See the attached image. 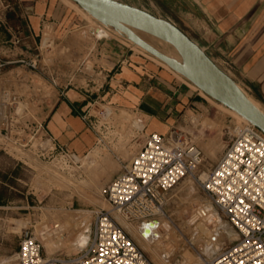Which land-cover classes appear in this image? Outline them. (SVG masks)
<instances>
[{"label":"rangeland","instance_id":"rangeland-1","mask_svg":"<svg viewBox=\"0 0 264 264\" xmlns=\"http://www.w3.org/2000/svg\"><path fill=\"white\" fill-rule=\"evenodd\" d=\"M57 2L84 22L80 29L66 37L56 29L48 27L44 30L35 52L40 68L53 77L59 74V79L76 69L83 77L88 74H83L84 71L94 69L97 73L104 62L100 54L90 61L89 51L96 45L92 39L89 43L90 32L97 38V43L107 36H120L86 17L72 1ZM143 10L162 19L169 17L153 6H144ZM84 23L89 26L83 27ZM140 36L158 51L166 50L160 40L143 33ZM121 38L134 50L153 58ZM102 78V75L97 76L99 83L104 81ZM78 82L85 84L83 80ZM207 101L209 106L204 111H182L170 126L187 135L201 149L203 160L195 177L183 178L166 197L163 211L155 220L156 227L148 230L146 239L150 245L138 234L139 224L127 222L117 213L111 214L150 264H202L203 259L215 257L237 239L231 240L235 231L209 200L200 180L223 154L229 138L235 134V126L243 122L228 114L210 97ZM259 107L264 111V105ZM95 109L112 112L110 128L104 142L79 156L80 161L76 164L53 154L41 162H28V167L0 153V256L14 252L20 238L26 234L40 242L47 257H74L90 244L93 211L109 209L102 189L131 161L150 133V121L139 113L124 109L116 112L100 101Z\"/></svg>","mask_w":264,"mask_h":264},{"label":"built area","instance_id":"built-area-1","mask_svg":"<svg viewBox=\"0 0 264 264\" xmlns=\"http://www.w3.org/2000/svg\"><path fill=\"white\" fill-rule=\"evenodd\" d=\"M2 6L8 7L0 0ZM9 33L10 44L16 46L18 32ZM37 59H7L0 53V78H11V86L0 87V153L21 165L53 154L76 164L78 156L57 145L45 123L65 90L77 84L73 77L62 81L59 74L44 73ZM95 105L79 115L99 145L106 139L112 112ZM234 133L200 185L237 239L202 264H264V134L244 123L237 124ZM202 160L201 149L181 131L149 133L131 161L102 189L109 209L93 211L92 240L79 254L47 257L40 242L26 234L14 252L0 256V264H150L111 214L140 226L155 222L168 194L183 178L195 177Z\"/></svg>","mask_w":264,"mask_h":264},{"label":"crops","instance_id":"crops-1","mask_svg":"<svg viewBox=\"0 0 264 264\" xmlns=\"http://www.w3.org/2000/svg\"><path fill=\"white\" fill-rule=\"evenodd\" d=\"M2 1L8 7H0V53L7 59L34 56L48 27L66 37L84 22L57 0ZM117 1L140 9L158 8L169 16L165 20L193 40L254 102L264 105V0ZM88 26L84 23L83 27ZM9 30L19 34L16 46L10 44ZM119 36H107L97 43L90 32L89 43L92 39L96 44L89 51L90 61L100 54L104 64L97 73L94 69L84 71L83 74L88 73L84 77L79 69L61 76L62 81L73 77L78 84L65 90L46 118L45 126L52 140L78 157L96 145L94 134L79 115L94 101L104 102L116 112L131 110L147 117L150 133L161 135L168 133L182 111L198 113L209 106L207 96L195 86L162 62L134 50ZM98 75L104 81L99 83ZM10 79L8 74L1 77L0 87L11 86ZM82 80L84 86L78 82ZM28 162L24 165L28 166Z\"/></svg>","mask_w":264,"mask_h":264},{"label":"water","instance_id":"water-1","mask_svg":"<svg viewBox=\"0 0 264 264\" xmlns=\"http://www.w3.org/2000/svg\"><path fill=\"white\" fill-rule=\"evenodd\" d=\"M102 27L147 52L215 102L233 110L264 134V111L182 30L168 20L117 0H72ZM197 2V0H194ZM142 32L171 44L180 60L170 58L144 40Z\"/></svg>","mask_w":264,"mask_h":264},{"label":"bare ground","instance_id":"bare-ground-1","mask_svg":"<svg viewBox=\"0 0 264 264\" xmlns=\"http://www.w3.org/2000/svg\"><path fill=\"white\" fill-rule=\"evenodd\" d=\"M70 1H72V0H70ZM73 2V1H72ZM80 8V7H79ZM81 9V8H80ZM82 10V9H81ZM82 11H84V10H82ZM85 12V11H84ZM86 13V12H85ZM87 14V13H86ZM88 15V14H87ZM90 18H91V16L90 15H88ZM107 30V29H106ZM140 33H142V32H137V35L142 39V40H144V38H142V36H140ZM143 34H145V33H143ZM146 35H148V34H146ZM149 36H151V35H149ZM153 37V36H152ZM154 38H156V37H154ZM156 39H158V38H156ZM158 40H160V39H158ZM146 43H148L146 40H144ZM165 46H166V50L164 51V52H160V53H162V54H164V55H166V56H168V57H170V58H174V59H177V60H180V56L178 55V53H177V51L175 50V48L171 45V44H169V43H167V42H164V41H162V40H160ZM149 44V43H148ZM150 45V44H149ZM150 46H152V45H150ZM137 47V46H136ZM153 47V46H152ZM154 48V47H153ZM154 49H156V48H154ZM157 50V49H156ZM160 50V49H159ZM158 51V50H157ZM153 57V56H152ZM153 58H155V57H153ZM156 59V58H155ZM156 60H158V59H156ZM159 61V60H158ZM164 64V63H163ZM164 65H166V64H164ZM167 66V65H166ZM168 67V66H167ZM169 68V67H168ZM202 92V91H201ZM203 93V92H202ZM204 94V93H203ZM207 96V95H206ZM207 97H209V96H207ZM213 100V99H212ZM250 100L257 106V107H259V104L258 103H256V102H254L251 98H250ZM218 105H220L228 114H230V115H234V116H236L237 118H238V120H239V122L241 121V122H243L244 124H250L245 118H243L242 116H240L239 114H237L236 112H234L233 110H231V109H229V108H227V107H225L224 105H222V104H220V103H218V102H216ZM260 108V107H259ZM142 127H143V125H142ZM141 127V128H142ZM79 158V157H78ZM87 159H89V155L87 156ZM204 174H202L201 175V178L203 179L204 178ZM192 190V189H191ZM156 227V225H155V222H151V223H146V224H142L140 227H139V229L137 230V232H138V234L141 236V238L144 240V242L147 244V245H150L149 244V242H148V240L146 239L147 238V235L149 234V232H148V230H151V229H153V228H155ZM136 232V231H135ZM231 238V237H230ZM235 238H237V235H236V233H234V235H233V237L231 238V240H234ZM212 252V251H211Z\"/></svg>","mask_w":264,"mask_h":264}]
</instances>
